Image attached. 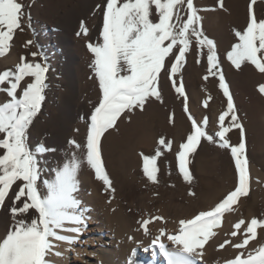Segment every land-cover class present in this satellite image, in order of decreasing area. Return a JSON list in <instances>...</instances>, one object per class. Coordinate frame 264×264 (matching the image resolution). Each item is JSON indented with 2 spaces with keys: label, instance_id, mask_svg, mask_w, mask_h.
<instances>
[{
  "label": "snow or ice",
  "instance_id": "obj_1",
  "mask_svg": "<svg viewBox=\"0 0 264 264\" xmlns=\"http://www.w3.org/2000/svg\"><path fill=\"white\" fill-rule=\"evenodd\" d=\"M218 3L223 9L224 0H218ZM256 3L257 0H250L247 27L243 32L235 31L238 42L226 58L237 70L250 64L264 73V20L256 17L253 8ZM99 8L97 5V10ZM199 12L194 0H106L100 42L86 44L93 56L90 67L98 81L101 98L88 117L85 143L69 140L73 151L57 167L54 179L43 180L42 186L40 157L55 149L42 143L31 147L29 134L46 100L50 65L42 52H33V61L21 57L14 69L0 72V92L9 98L0 104V211L5 210L6 201H9L7 211L11 217L6 235L0 239V264H51L50 255H63L54 251L57 247L54 241L70 246L79 242V235L87 227L85 213L89 211L82 207L76 195L80 190L78 177L82 166L86 164L94 172L105 191L115 193L102 156V139L109 130L117 129V122L125 113L129 114L126 118L130 122L131 114L137 110L143 112L150 100L164 102L160 87L162 72L167 73L173 89L182 98L183 111L191 122V133L176 152L178 171L183 180L192 184L190 158L205 140L230 152L237 184L214 207L179 220L175 233L161 228L144 251L151 252V264H203L205 246L218 235L217 230L222 227L226 214L236 212L241 199L250 195V170L245 128L237 115L216 43L205 34ZM153 15L157 17L155 21ZM26 17L30 19V13L25 12V5L20 0H0V58L9 54L15 33L23 30ZM88 34L86 23L81 21L77 36ZM193 42L199 55L207 49L208 74L203 79L217 77L219 88L227 98V109L219 115L218 130L214 135L207 130L208 117L197 122L188 108L182 70ZM31 44L33 41L29 40L25 47ZM36 56H40L42 62H36ZM170 56L172 61L169 63ZM166 63H169L167 68ZM26 78L31 82L21 90V83ZM258 91L264 95V85H260ZM210 99L209 96L203 101V107H208ZM169 122L174 124V113ZM234 129L239 130L238 144H232L228 136ZM172 143L162 136L155 155L140 153L143 174L152 184L159 183L158 158L163 150L171 151ZM188 195L196 197L197 194L189 191ZM30 212L32 216L28 218ZM156 221L167 223L159 215L138 223L147 235L148 226ZM233 229L229 235H242V240L234 244L230 239L225 240L217 250L231 245L240 251L225 264H264V244L255 249L248 248L250 242L257 239L258 230H264V218L240 219ZM64 232L74 235L61 234ZM129 239L134 240V237ZM165 240L170 242L171 248ZM128 264H141L136 249L132 250Z\"/></svg>",
  "mask_w": 264,
  "mask_h": 264
},
{
  "label": "rangeland",
  "instance_id": "obj_2",
  "mask_svg": "<svg viewBox=\"0 0 264 264\" xmlns=\"http://www.w3.org/2000/svg\"><path fill=\"white\" fill-rule=\"evenodd\" d=\"M20 2L25 5V12L30 13V19L26 17L23 22V30H18L15 33L14 40L12 41V48L9 54L5 57L12 59L11 55L16 54L15 57H18L19 59L21 57H26L30 62L34 59L31 55L33 52H42L47 57L44 49L45 42L47 44H54L55 42L51 26L53 25L56 29V22L63 18L64 13L70 10L73 5V7L76 5L75 11L80 17L85 15L87 10L91 8V6L88 7L89 0H67L65 4L61 5H58L56 0H20ZM93 2L94 1L92 0V3ZM194 3L195 6L200 9L199 15L203 17L202 25L205 34L216 43L220 65L233 95L237 115L245 128L249 170L251 169L250 191L253 192L255 188H253L252 182L260 181L264 178V95L258 91L259 86L264 85V73H260L250 64H245L240 70H237L226 58L227 53L231 50L232 46L238 42V39L235 36V31L243 32L247 27L249 22L250 0H224L223 9L219 8L218 0H194ZM105 4L106 0H101V2L98 1L97 5H99L100 8L97 10L96 5L92 9V19L90 22L94 21L97 16L103 18ZM253 8L257 19L264 20V0H257V3ZM152 19L155 21L157 17L153 15ZM82 20V18L78 21L76 20L77 28L80 27ZM102 23L103 21L101 22V26ZM71 25L72 23H66L67 28H71ZM75 30V34L77 35V29ZM101 31L102 27H100V31L98 32L96 39H94L95 41L93 40L94 43L100 42ZM55 34H60V31H55ZM80 38H85V36H77V40ZM29 40L33 41V44L25 47L26 42ZM21 46L25 48H22V51L20 49ZM5 57L0 58V62L3 61ZM92 58H90V60L85 59V64H88L87 67H84V78L86 77L84 89L86 96L85 99H87V101L85 103V109L82 110L83 117L80 116L72 119L70 114L67 113V106L63 95L69 87L68 82L66 80L59 82V76L54 72L52 73L51 68L47 74L49 87L46 91V100L41 113L30 128L29 134V144L31 147L35 148L37 144L42 143L55 149V151L49 152L40 157L42 166L41 184L43 180L54 179L57 167L61 166L73 151L68 143L69 140L75 139L81 144H84L86 141L88 128H86V120H88V117L101 98L98 81L90 67L93 62ZM198 60L201 62V68L195 66ZM35 61L42 62V59L40 56H36ZM47 61L50 65L48 57ZM171 61L172 57L170 56L168 62L170 63ZM169 63H166V68L169 66ZM207 67V49L203 51V55H199L197 46L195 45V42H193L192 49L187 54L186 63L182 70L183 84L188 96V108L197 122H202L205 116L208 117L209 125L207 130L210 134L214 135L218 130V117L227 109V98L223 95L218 84L215 86L216 89L211 91L212 89L210 90L204 83L203 77L208 74ZM14 68L15 65L10 62L6 68L0 65V72ZM86 72L88 73L86 74ZM209 78L215 80L218 79L214 76H209ZM177 79L179 80V76ZM160 87L164 100L163 103L150 100L145 105V110L143 112L137 110L131 114L130 122L126 118L129 114L125 113L117 122L118 130H109L102 139V153H104L107 146L116 153L125 152L127 149L130 150V148H134L137 152L138 158L134 156L132 157L135 164L131 167L132 170L130 172V177L128 178L129 184H127V190L123 192L117 187L116 194L112 198V202H115L117 209L119 211H126L131 219L135 220L137 223L138 221L144 220L146 217L150 218L156 216L158 212H160L158 215L162 217L164 216L165 220L166 215L171 216L174 212H176V214L172 215L173 218L187 219V217L203 210L204 207H206L205 209L214 207L215 204L222 200L230 191L234 190L237 184V173L230 152L226 149H221L216 143H208L205 140L201 141L196 153L193 154V157H191L192 159L190 158L192 161L189 165L193 176L192 184H188L183 180V177L178 171V166L176 168V152L178 151L179 144L183 143L187 135L191 133V122L183 111V100L176 94L166 72L161 73ZM20 89L22 90L23 87L21 86ZM203 90H205V92ZM1 94L2 92H0V97ZM207 96H210L211 99L208 107L205 108L203 107V101L208 98ZM0 104L3 103L0 102ZM198 110L202 111L203 117L200 118ZM173 113L174 124L169 122V117ZM225 123H228V119H226ZM139 124H142L145 127H151L154 134L157 135L152 145L140 148L137 144L138 136H135L137 134L129 135L133 127ZM76 129H79V131H76ZM111 133L114 134L110 135ZM162 136L173 142L172 149L171 151L163 150V154L158 158L159 183L152 184L144 176L141 164L138 166L142 158L140 153L142 152L148 156L155 155L156 149L159 147L158 140ZM228 136L232 144H238L240 142L238 129H234L228 134ZM162 159H166L167 162L171 161L172 166L166 163L162 165ZM198 171H201L202 173H200L202 175L199 174ZM93 173L94 172L89 169L88 166H82L78 177L79 181L82 179V176L89 178L88 175H92ZM121 177L122 176L119 173V178ZM223 183H225L226 186ZM210 184L211 186L208 187ZM187 187H189V189ZM204 189L205 192H203ZM15 190L14 187L13 191ZM189 191H195L198 196H189ZM252 192L250 193V195H252H249L251 198H243L244 205L242 206L241 211L243 212L241 213H244L242 215L244 218L242 219H246V221L247 218L245 217L249 215V210L254 209V196ZM208 193L210 195H208ZM214 198L216 199L214 200ZM8 204L9 201L6 203L5 210L0 211V229H6L4 236L11 224V217L7 211ZM244 207L247 209H244ZM181 215L183 217H181ZM31 216L32 213L30 212L28 218H31ZM225 222L226 220L224 218L222 226L225 225ZM138 224L140 227L139 230H143L140 223ZM221 228V230H217L218 235L209 242L210 244L206 245L207 247H205V250L207 251H205L204 256L206 259L204 258L205 263L203 262V264H207L206 262H211L208 264H213V261L216 264H221L222 261L226 262V260L235 258L240 251L234 249L231 245H227L224 249L216 251L219 244L223 243L225 240L231 238L233 244L242 240V235H240V237L237 236L236 240H233L235 237H230L229 234L234 230L233 223L229 229L224 228L223 230V227ZM241 232H243V228ZM154 236L155 234L151 232L150 237L154 239ZM222 236L225 237V240H223L224 238ZM213 247L216 248L213 249ZM209 251L210 253H213L209 255ZM223 252L225 254H223ZM224 256L226 257L224 258ZM225 262L222 264H225Z\"/></svg>",
  "mask_w": 264,
  "mask_h": 264
},
{
  "label": "bare ground",
  "instance_id": "obj_3",
  "mask_svg": "<svg viewBox=\"0 0 264 264\" xmlns=\"http://www.w3.org/2000/svg\"><path fill=\"white\" fill-rule=\"evenodd\" d=\"M93 1L94 2L92 3V0H89L88 7L91 6V8H89L87 12L85 13V15H82L81 17L80 15L76 14V11H75L76 5L75 7H73L74 6L73 5L70 10L64 13L63 18H61L59 21L56 22L57 23L56 29L54 28L53 25L51 26L53 29V34H54V39H55L54 44H50V43L47 44L46 42L44 44V49L47 54L48 60L50 62L51 72L52 73L54 72L56 73V75L59 76V82L62 80H66L68 82L69 87L66 89V92L64 93L63 98L67 106V111H68L67 113L70 114L72 119H75L76 117H80V116L83 117L82 110L85 109V103L87 101V99H85L86 96H85V89H84L85 84H86L85 82L86 77L84 78V75H85L84 67H87L88 64H85V59L90 60V58H92L93 56L88 51L86 44L89 41L94 43L95 41L94 39H96V36L98 32L100 31V27H102L101 22L103 21V18H101V16H97L94 19V21L90 22L92 19V15H91L92 9L98 4V1L101 2V0H93ZM66 2L67 0H56V3L58 5L65 4ZM78 18L79 19L82 18L83 19L82 21L86 23V26L89 29V34L85 36V38H80L79 40H77V35L75 34L76 32L75 29H77V32L80 31V27L77 28V23H76L79 20ZM66 23H72L71 28H67ZM55 31H60V34H55ZM22 48L25 49L24 47L21 46L20 47L21 51L23 50ZM15 56L16 54L15 55L12 54L11 55L12 59H8L5 57V59H3V61L0 62V65H2V67H5V68L10 62H12L13 65H17L18 63H20V59ZM195 66L201 68L202 66L201 62L199 63L196 62ZM87 73L88 72H86V74ZM217 80L218 79L215 80V79L209 78L207 81L206 80H203V81L206 84V86L210 90L212 89L211 91H213L216 89L215 86L217 84L219 85V81ZM28 82H31L30 78H26V80L21 83V86L25 87ZM6 86L7 85H5V87ZM203 91L205 92V90ZM18 94H19V90H18ZM0 98H1L0 102L2 103L6 102L9 99L5 93L4 94L2 93ZM193 112H194V109H193ZM198 115L200 116V118L203 117L201 110H198ZM87 127H88V120H86V128ZM112 134L114 133H111L110 135ZM129 135L138 136L137 144L140 146V148L146 147L147 145H152L157 137V135L154 134V131L152 130L151 127H148V126L145 127L142 124H139L133 127ZM102 156H103L106 170L113 182L112 187L115 189V193L113 194L110 191H105V186L103 185L101 181H98L95 178L94 173L92 175H88L89 178L86 176H82V179L80 180V190L76 195H77V198L82 202V207L89 209V211L85 213L86 217H88L87 227L82 230L81 234L78 237L79 242L74 245L70 246L62 242L54 241V243L57 244V247L54 249V251L60 252L63 255L62 257H58L56 255H50L48 259L50 260L51 264H128L130 254L133 249L137 250V259L141 261V264H151V260H152L151 252L144 251L145 248L149 247V245L151 244V241L153 240V238H151L152 236L150 237V233L153 232V234H155L154 236L155 238L157 235H159V230L161 228L166 229V231L169 233H175L178 230V226H179L178 221L181 219L173 218L172 215L176 214V212H174L171 216L166 215L167 223L163 224V223L156 221L150 224L148 226L149 232L146 235L143 230H139L140 229L139 224L135 220L131 219V217L129 216V214H127L126 211H119L117 209L115 202H112V198L116 194L117 187H119L118 189H121L123 192L127 190V184H129L128 178L130 177V172L132 170L131 167L135 164L132 157L134 156L138 158L137 152L135 151L134 148H130V150L127 149L125 152H122V153H116V152H113L109 146H107L104 150V153H102ZM141 162H142V158L138 166L141 164L143 168V162L142 163ZM165 163L172 166L171 161L167 162L166 159H162L161 164L163 165ZM86 166H87L86 164L83 165V167H86ZM176 168H177V165H176ZM200 172L199 174L202 173ZM119 173L122 176L121 178H119ZM163 174H164V171H163ZM252 185H253V188L255 189L253 192L250 191V193L252 192L254 196L253 197L254 209L253 208L252 209L255 211L249 210V215L245 217L247 218V221H250V219L253 216H254L253 218H264V178L260 181H253ZM210 186L211 184L208 187ZM180 187H183V186H180ZM187 188L189 189V187ZM42 191H43V187H42ZM203 192H205V189ZM11 195L12 193H10V197ZM208 195L210 194L208 193ZM215 199L216 198H214V200ZM109 201L111 202L109 203ZM243 203L244 202L242 198L238 205L237 211L231 214H226L225 216L226 222L224 223L225 225L222 226L223 230L224 228L229 229L232 226V223L234 225V223L244 218L242 217L244 213L243 214L241 213L243 212L241 211L242 206L244 205ZM205 208L206 207H204V209ZM245 208L246 207H244V209ZM113 209H115V211H113ZM205 210H209V209H205ZM192 216L187 217V218H191ZM181 217L183 216L181 215ZM148 218L149 217H146L144 219H148ZM67 226L71 227V225H67ZM221 229L222 228H220V230ZM5 230H6L5 228L0 229V239L4 237ZM61 234L70 235V236L74 235L73 233H67V232H64ZM129 237H134V240H130ZM222 237L224 238L223 240H225V237L224 236ZM234 239L236 240V237L233 238V240ZM165 243L168 244L169 248L172 247L170 242H167L165 240ZM261 244H264V230H258L257 239L255 241H251L248 247L251 250V249H255L259 247ZM215 248L216 247H213V249ZM210 251H209V255L213 253V252L210 253ZM218 252H221V251H218ZM223 254L225 253L223 252ZM225 257L226 256H224V258ZM159 259L161 260V262L163 261L162 257H160ZM224 262L222 261V263ZM206 263L208 264L211 262H206ZM213 264H216V263H214L213 261Z\"/></svg>",
  "mask_w": 264,
  "mask_h": 264
}]
</instances>
